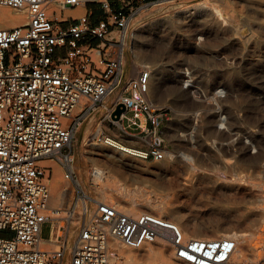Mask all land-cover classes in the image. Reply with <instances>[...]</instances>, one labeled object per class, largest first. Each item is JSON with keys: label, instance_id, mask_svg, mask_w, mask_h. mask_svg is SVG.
<instances>
[{"label": "built area", "instance_id": "1", "mask_svg": "<svg viewBox=\"0 0 264 264\" xmlns=\"http://www.w3.org/2000/svg\"><path fill=\"white\" fill-rule=\"evenodd\" d=\"M165 1L0 0L28 18L23 25L0 26V264H64L68 251L69 264H129L116 257L115 242L141 248L157 239L170 245L179 264L229 263L234 238L186 237L174 220L120 209L87 193L77 179L74 140L97 113L117 130L114 138L140 140L142 147H134L140 157L166 158L169 112L151 103V72L133 74L131 49L136 18ZM93 3L104 12L97 21ZM80 6L85 13L64 26V10ZM128 51L131 75L117 89ZM119 106L124 112L113 118ZM50 161L76 192L63 207L51 205ZM46 224L54 248L42 245Z\"/></svg>", "mask_w": 264, "mask_h": 264}, {"label": "rangeland", "instance_id": "2", "mask_svg": "<svg viewBox=\"0 0 264 264\" xmlns=\"http://www.w3.org/2000/svg\"><path fill=\"white\" fill-rule=\"evenodd\" d=\"M206 5V12L191 17L180 14L183 9ZM212 7L223 9L224 18H232L240 30L232 33V24L223 23L212 13ZM89 8L95 21L104 16L99 4ZM79 16L67 18L63 25H70ZM137 26L148 30L138 42L137 50L143 54L140 61L132 51L133 70L135 67V74L144 69L154 72L150 100L169 112L164 134L170 154L162 161L138 156L143 162L138 170L128 172L127 179L133 186L140 185L141 177H148L150 182L145 185L151 183L158 197L176 207L181 219L191 225L246 235L256 250L255 257H261L263 264L264 198H242L236 205L232 194L233 185L240 180L264 185L258 167L264 165V12L238 0H174L140 14L134 28ZM124 56H130V51ZM125 69L129 77L131 68ZM104 117L99 113L89 116L74 140V152L80 161L77 179L98 199L102 198L91 174L95 162L83 144L103 145L106 138H114L117 130ZM125 125L129 127L128 119ZM98 127L101 134L86 133L82 138V133H94ZM139 141L135 142L141 145ZM53 165L60 169L64 181L63 169L55 162ZM117 180L119 184L125 182L121 177ZM51 186H55L54 181ZM75 196L73 191L72 199ZM160 216L175 220L172 214ZM78 230V224L72 225L73 239ZM50 235V225L46 224L42 236L47 240ZM70 256L68 251L64 264H69Z\"/></svg>", "mask_w": 264, "mask_h": 264}, {"label": "bare ground", "instance_id": "3", "mask_svg": "<svg viewBox=\"0 0 264 264\" xmlns=\"http://www.w3.org/2000/svg\"><path fill=\"white\" fill-rule=\"evenodd\" d=\"M174 0H168L166 2H172ZM248 4L251 8H254L257 12H264V1L262 4H258L257 0H238ZM55 7V6H53ZM212 13L217 14L218 17L223 19V23L230 22L232 24V33L240 30V25H233L234 20L232 18H224V10L218 7H212ZM209 10V6H201L192 9H183L180 14L183 17H191ZM61 13V12H60ZM64 19L72 16H78L85 13V8L67 9ZM214 14V15H215ZM61 17V14L58 15ZM28 21L27 15L24 12L13 10L7 7L0 6V26L1 27H13L16 25H23ZM148 29L145 26H137L132 32V51L134 57L140 61L142 52L137 50L138 42L141 36ZM229 31V29H227ZM135 74V67L133 70ZM151 72V77L153 76ZM137 74V72H136ZM151 94V90H150ZM89 136L92 134L99 135L102 133V128L98 127L94 133H90L87 130ZM114 134H117L114 131ZM110 143L97 144L92 142L90 145L83 144V148L90 154L91 159L95 162L94 167L91 170L93 176V182L96 187L97 193L101 196V200L115 204L118 208L124 209L130 213L150 212V213H168L174 216V221L178 224L182 232L186 237L192 238H220V237H232L237 242V248L232 255L228 264H261L262 258H256V250L253 246L249 245L248 238L244 234H238L237 232H221L219 229H204L198 225H191L186 221H183L179 215V211L176 207L170 206L164 199L158 197V193L155 189H151V183L145 185V182H150L148 177H141L140 185H131L127 179V174L130 171L135 172L139 169L141 160L138 156L142 153L138 152L134 147L128 146L122 142H118L114 138H110ZM169 155L170 152L167 151ZM215 157V155H212ZM130 159H127L129 158ZM138 157V158H137ZM55 169V176L52 182H55V186H51L52 199L51 205L54 208L63 207L68 204L73 198V192L70 188V183L64 178L61 179L60 169L53 165V162H48ZM80 161L77 163V166ZM106 166V167H104ZM259 170L263 173L264 178V165H258ZM244 168L242 169L243 173ZM84 173V171H83ZM118 177L123 178L125 181L123 184H119ZM135 178H138L137 176ZM133 180H135L133 178ZM79 184L82 186L80 179ZM103 182V184L101 183ZM54 191V192H53ZM106 195L109 198H106ZM234 204L238 205L242 202V198H252L258 200L264 198V185L261 183L248 184L245 180H240L239 183L233 185ZM57 226L61 225L59 221L56 222ZM42 245L46 248H54L47 240H44ZM114 250L116 257L129 264H179L174 259V254L170 245L163 239H157L152 243L145 244L141 248H133L125 246L121 243L115 242ZM264 264V263H263Z\"/></svg>", "mask_w": 264, "mask_h": 264}, {"label": "crops", "instance_id": "4", "mask_svg": "<svg viewBox=\"0 0 264 264\" xmlns=\"http://www.w3.org/2000/svg\"><path fill=\"white\" fill-rule=\"evenodd\" d=\"M62 52H63V51H60L59 53L62 54ZM63 53H64V52H63ZM127 66L130 67V68H131V66H132V58H131V56H127V57L124 56L123 74H122V76H121V82H120V85L118 86L117 89H120V87L123 86V85L125 84L126 80L128 79V76L126 75V69H125ZM83 125H84V127L86 126V124H83ZM112 132H113V131H112ZM118 139H119V138H118ZM120 140H121L122 142H124L126 145L131 146V147H142V145L138 144V143L135 142V141L129 140V139H121V138H120Z\"/></svg>", "mask_w": 264, "mask_h": 264}, {"label": "water", "instance_id": "5", "mask_svg": "<svg viewBox=\"0 0 264 264\" xmlns=\"http://www.w3.org/2000/svg\"><path fill=\"white\" fill-rule=\"evenodd\" d=\"M123 112H124V107L123 106H119L117 108L116 112L114 113L113 118L119 119Z\"/></svg>", "mask_w": 264, "mask_h": 264}]
</instances>
